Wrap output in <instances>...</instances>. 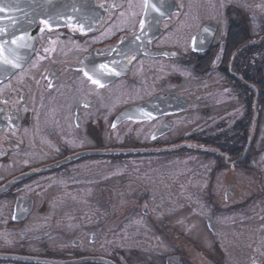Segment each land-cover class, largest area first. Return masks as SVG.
Here are the masks:
<instances>
[{
	"label": "flooded vegetation",
	"instance_id": "1",
	"mask_svg": "<svg viewBox=\"0 0 264 264\" xmlns=\"http://www.w3.org/2000/svg\"><path fill=\"white\" fill-rule=\"evenodd\" d=\"M30 1L34 51L0 81V264H264V0Z\"/></svg>",
	"mask_w": 264,
	"mask_h": 264
},
{
	"label": "water",
	"instance_id": "2",
	"mask_svg": "<svg viewBox=\"0 0 264 264\" xmlns=\"http://www.w3.org/2000/svg\"><path fill=\"white\" fill-rule=\"evenodd\" d=\"M34 5L30 0H0V7L4 8L0 12V45L3 46L4 56L13 62L5 64L0 61V81L22 67L34 51L36 27L31 25L27 28Z\"/></svg>",
	"mask_w": 264,
	"mask_h": 264
},
{
	"label": "rangeland",
	"instance_id": "3",
	"mask_svg": "<svg viewBox=\"0 0 264 264\" xmlns=\"http://www.w3.org/2000/svg\"><path fill=\"white\" fill-rule=\"evenodd\" d=\"M173 155H165L159 158L160 162L158 165L159 168H156V173L159 175V177H157L158 180H162V183H166L167 185L170 184V182H168V178L170 177L173 178V174H180L181 175V179H184L185 177L188 178L190 175V161L189 158L192 156L190 155V153H183L182 155V160L181 162L178 164V160H176L175 158H172ZM157 167V166H156ZM125 170L121 169L118 171V173L116 174L117 179H119V182L121 181L123 175H125ZM162 187V186H161ZM54 190L55 187L51 186L48 190H46V193L49 194L51 190ZM166 188L168 189L167 192V196H169L170 199H173V190H174V186L168 187L166 186ZM59 195L62 196L64 194V191L62 190V187L59 186ZM188 189V188H186ZM201 204V203H200ZM201 209H203V204L198 206V210H200L201 213ZM101 217H102V221L106 220L109 217L108 213H101Z\"/></svg>",
	"mask_w": 264,
	"mask_h": 264
},
{
	"label": "snow or ice",
	"instance_id": "4",
	"mask_svg": "<svg viewBox=\"0 0 264 264\" xmlns=\"http://www.w3.org/2000/svg\"><path fill=\"white\" fill-rule=\"evenodd\" d=\"M146 4H147V0H146ZM150 7H152L155 11L159 12L160 9L156 6L155 3L148 5ZM4 11L3 7H0V12ZM45 24L48 23V21H44ZM20 39H23V37H21ZM16 41H13V43H15ZM0 61H3V63L5 64H9V63H13L11 60H9L7 57L4 56V50H3V46L0 45ZM16 66V65H14ZM107 65H101L102 69H107ZM86 76H88V79L91 80V82L93 84H97L99 87H103V84L100 83L99 79H93L92 76H90L87 72L85 73Z\"/></svg>",
	"mask_w": 264,
	"mask_h": 264
}]
</instances>
